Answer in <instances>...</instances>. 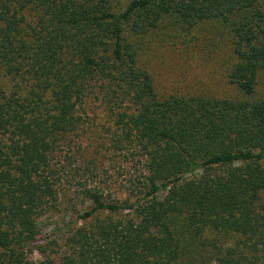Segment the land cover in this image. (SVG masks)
I'll use <instances>...</instances> for the list:
<instances>
[{"label": "trees", "instance_id": "1", "mask_svg": "<svg viewBox=\"0 0 264 264\" xmlns=\"http://www.w3.org/2000/svg\"><path fill=\"white\" fill-rule=\"evenodd\" d=\"M96 120L90 171L116 177L80 195L53 161ZM63 204L75 219L31 259ZM198 249L264 264V0H0V264H194Z\"/></svg>", "mask_w": 264, "mask_h": 264}, {"label": "rangeland", "instance_id": "2", "mask_svg": "<svg viewBox=\"0 0 264 264\" xmlns=\"http://www.w3.org/2000/svg\"><path fill=\"white\" fill-rule=\"evenodd\" d=\"M169 60V59H168ZM170 61V60H169ZM165 71L168 72L169 76L163 72V76L161 77V81L171 82V80H177L179 72L176 71L174 67H169ZM217 82V80L213 81ZM101 129V123L96 120L94 123L91 134H84L83 137H75L72 141L68 140L67 143H63L60 145L57 154L55 155L53 164L57 169V175L61 180L60 186L67 188L75 193L83 192L85 187H89L94 184L104 183L107 186H113L112 181L115 179L116 175L112 178L110 177L112 172L116 168L115 165L109 166V162H105L103 169L101 171H97L94 174V171L91 172L92 166L88 164L89 155L87 151L92 150L94 141L91 139H96V137L100 138L101 135L98 132ZM97 132V133H96ZM116 159L124 166L128 164L123 155L116 153ZM89 165V169L88 166ZM108 175H107V174ZM123 177V175H121ZM120 176V177H121ZM116 187L114 185L113 189ZM81 205V203L79 204ZM77 206V208H81V206ZM72 209L70 204H63L59 207L58 210L48 211L47 213L40 216L38 219V234L35 241L31 245V253L30 258L39 261L41 260V256L38 248L43 246L46 243H51L53 240L58 239L65 232L66 224L69 219L74 220L75 217H71ZM206 236L208 238H213V233H207ZM197 256V257H196ZM207 260L203 262L204 260ZM194 264H217L216 261H213L212 258L207 259L205 253L200 254V249L197 251V255L193 257Z\"/></svg>", "mask_w": 264, "mask_h": 264}]
</instances>
